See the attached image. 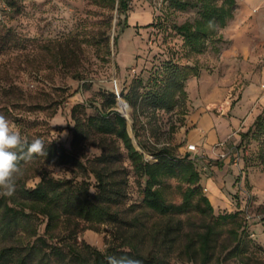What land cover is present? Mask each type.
<instances>
[{"label":"rangeland","instance_id":"374dc122","mask_svg":"<svg viewBox=\"0 0 264 264\" xmlns=\"http://www.w3.org/2000/svg\"><path fill=\"white\" fill-rule=\"evenodd\" d=\"M126 1L127 11L120 10L121 0H0V113L17 124L27 141L39 138L44 146L71 149L73 116L84 118L109 110L112 94L116 110L123 113L122 94L146 95L156 85L163 87L178 69L180 77H187L185 100L175 111H158L155 117L139 106L140 139L157 147L168 144L179 158L189 157L188 145L197 144L199 152L189 159L201 174V186L214 205L215 216L242 213L244 227L239 235L246 254H231L238 246L233 227L220 225L209 264H264V226L260 224L264 206H258L255 199L264 197V165L259 158L264 137L242 138L260 115L264 117V0H237L235 19L221 30L225 43L211 45L203 54L189 53L173 31L174 25L198 19L197 8L178 10L176 0ZM134 16L137 22L132 21ZM132 113L129 106V118ZM98 144L93 139L78 148L87 167L102 154ZM121 153L129 175L128 200L122 208L126 218L145 219L150 235L156 227L182 222L184 232L170 253L169 264H194L184 254V233L203 232L211 220L194 212L167 218L147 216L138 208L144 181L135 175L122 146ZM206 160L219 161L220 166ZM22 169L16 197L22 186L36 188L44 173L77 184L86 179L95 193L94 177L88 173L83 178L73 166L39 158ZM169 183L168 201L181 204L186 186L177 180ZM250 184L255 185L256 197L250 195ZM221 199L232 200L234 206L217 205ZM34 221L39 237L49 245L86 243L104 252L120 245L118 237L123 233L111 224L93 228L77 219H64L53 240L45 233L46 221L42 217ZM35 240L19 231L17 242L7 246L33 245Z\"/></svg>","mask_w":264,"mask_h":264},{"label":"trees","instance_id":"16d2710c","mask_svg":"<svg viewBox=\"0 0 264 264\" xmlns=\"http://www.w3.org/2000/svg\"><path fill=\"white\" fill-rule=\"evenodd\" d=\"M174 6L182 11L189 7L199 10L198 19L174 25L173 31L183 39L189 53L203 54L211 45L225 43L221 30L235 19L238 3L237 0H197L194 3L176 0ZM128 8L127 1L121 0L120 10L127 11ZM180 76V71L174 70L163 87L156 85L146 95H140L138 91L126 96L122 94L133 110L129 119L116 110L117 99L112 94L109 110L84 118L73 116L75 132L71 149L50 144L44 146V154H36L30 160L20 162L24 166L29 161L42 158L53 165L73 166L82 172L83 178L88 173L94 177L95 193L91 192L92 184L86 179L77 184L73 180H59L44 173L36 188L22 186L18 191L19 197H3L0 200V264H169L170 253L184 232L182 222L175 226L156 227L150 235L145 219L126 218L122 208L128 200L129 175L122 165L121 146L132 163L135 175L144 181V186L141 185L142 205L138 208H142L147 216L167 218L194 212L211 220L203 232L184 233L187 238L184 254L189 262L209 264L212 261L220 225L233 227L231 232L238 246L231 254H246V249L241 248L242 237L239 235L244 227L242 213L215 216L214 207L201 186V174L189 159L191 154L179 158L168 144L157 147L140 139L138 107L144 106L152 117L158 111H175L186 95L187 77ZM248 135L256 136L257 140L264 137L262 115L242 138ZM93 139L99 140L98 148L102 154L93 161L91 167H87L78 148ZM261 147L263 150L259 158L264 165V140ZM205 162H215L220 166L219 161ZM171 180L186 186L179 205L167 199L166 192ZM39 217L46 221L45 233L53 240L58 238L55 231L64 219H77L93 228L115 225L119 233L123 232L118 237L121 243L116 247L110 246L104 252L86 243L82 246L49 245L46 239L39 237L34 224V220ZM19 231L30 239H36L34 244L7 246L17 242ZM147 237H150V241Z\"/></svg>","mask_w":264,"mask_h":264},{"label":"clouds","instance_id":"9594fccd","mask_svg":"<svg viewBox=\"0 0 264 264\" xmlns=\"http://www.w3.org/2000/svg\"><path fill=\"white\" fill-rule=\"evenodd\" d=\"M44 154V143L36 138L28 143L17 124L0 113V195L12 196L24 175L21 161Z\"/></svg>","mask_w":264,"mask_h":264},{"label":"crops","instance_id":"0c3cea01","mask_svg":"<svg viewBox=\"0 0 264 264\" xmlns=\"http://www.w3.org/2000/svg\"><path fill=\"white\" fill-rule=\"evenodd\" d=\"M225 56V53L223 54V58H225L224 57ZM193 144H195V143H193ZM197 145V144H196ZM262 176H264V171H263V174H262ZM235 183L236 182H233V187H234V189L235 190H238V188H236L235 187ZM209 186H210V183H208L207 185H206V187L208 188L207 189V192H209ZM215 186V185H214ZM240 186V185H239ZM242 186H243V188H244V183L242 184ZM242 186H241V189H242ZM250 187H251V191H250V195L251 196H254V197H256L255 196V185H253V184H250ZM215 189L217 190V191H219V193L222 195V191L220 190V188L219 187H217V186H215ZM239 190H240V188H239ZM244 190H245V188H244ZM243 191V190H242ZM231 194V193H230ZM229 194V195H230ZM210 195V194H209ZM223 196V195H222ZM211 197V196H210ZM256 199V203H257V205L258 206H264V197H256L255 198ZM217 205H219V206H222V207H225V206H227V207H229V206H234V204L232 203V200H230V199H226V200H219L218 202H217ZM214 206V205H213ZM242 209V208H241ZM238 211H240V209L238 208L237 209ZM262 226H264V219H263V221L260 223Z\"/></svg>","mask_w":264,"mask_h":264},{"label":"built area","instance_id":"2783aa9c","mask_svg":"<svg viewBox=\"0 0 264 264\" xmlns=\"http://www.w3.org/2000/svg\"><path fill=\"white\" fill-rule=\"evenodd\" d=\"M187 148L190 154H197L199 152V147L196 144H190Z\"/></svg>","mask_w":264,"mask_h":264},{"label":"bare ground","instance_id":"6f19581e","mask_svg":"<svg viewBox=\"0 0 264 264\" xmlns=\"http://www.w3.org/2000/svg\"><path fill=\"white\" fill-rule=\"evenodd\" d=\"M133 22H137L136 21V16H134L133 17V20H132ZM124 103V101L122 102V105L120 106V109H121V111L123 112V114H125V115H128L129 114V107H127L125 104H123Z\"/></svg>","mask_w":264,"mask_h":264},{"label":"water","instance_id":"95a60500","mask_svg":"<svg viewBox=\"0 0 264 264\" xmlns=\"http://www.w3.org/2000/svg\"><path fill=\"white\" fill-rule=\"evenodd\" d=\"M116 95H117L118 99L120 100V99H121V95L119 94V92L117 93V87H116ZM123 104H125L127 107H129V105H128L127 102H124ZM121 105H122V102L120 101V102H119V106H121ZM122 115H123L124 117H126L127 119H129V115H125V114H123V113H122Z\"/></svg>","mask_w":264,"mask_h":264}]
</instances>
